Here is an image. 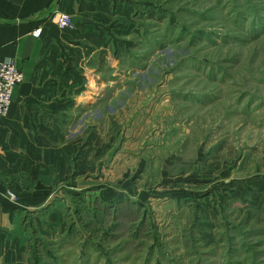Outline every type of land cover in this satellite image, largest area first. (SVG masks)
<instances>
[{"label":"rangeland","instance_id":"1","mask_svg":"<svg viewBox=\"0 0 264 264\" xmlns=\"http://www.w3.org/2000/svg\"><path fill=\"white\" fill-rule=\"evenodd\" d=\"M87 3L104 112L38 264H264V0Z\"/></svg>","mask_w":264,"mask_h":264},{"label":"crops","instance_id":"2","mask_svg":"<svg viewBox=\"0 0 264 264\" xmlns=\"http://www.w3.org/2000/svg\"><path fill=\"white\" fill-rule=\"evenodd\" d=\"M87 1L0 0V60L14 62L24 74L0 121V264H38L42 250H55L59 240L73 243L72 237H58L61 212L52 199L59 186L76 187L88 172V115L93 105L103 114L98 108L106 91L104 79L98 80L103 61L98 55L89 62L84 46L95 29L90 19L99 18ZM60 12L76 21L72 29L62 31L51 21ZM37 27L41 34L34 37ZM88 67L96 68L91 101L85 99ZM73 131L79 133L70 136ZM98 137L93 145L104 158ZM72 172L77 180L66 182Z\"/></svg>","mask_w":264,"mask_h":264},{"label":"built area","instance_id":"3","mask_svg":"<svg viewBox=\"0 0 264 264\" xmlns=\"http://www.w3.org/2000/svg\"><path fill=\"white\" fill-rule=\"evenodd\" d=\"M51 21L60 29H72L74 23L71 17L65 13H55L50 17ZM41 28L37 27L32 31L34 37H39ZM24 82V74L12 61L0 60V121L7 115L12 102V93L16 86ZM11 198H15L11 191H8Z\"/></svg>","mask_w":264,"mask_h":264}]
</instances>
